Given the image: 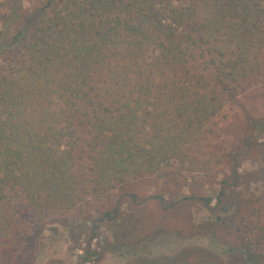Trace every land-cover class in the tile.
<instances>
[{"label": "trees", "instance_id": "trees-1", "mask_svg": "<svg viewBox=\"0 0 264 264\" xmlns=\"http://www.w3.org/2000/svg\"><path fill=\"white\" fill-rule=\"evenodd\" d=\"M262 85L264 0H3L0 264L89 195L186 164L206 124ZM230 200V252L264 264V197Z\"/></svg>", "mask_w": 264, "mask_h": 264}, {"label": "rangeland", "instance_id": "rangeland-1", "mask_svg": "<svg viewBox=\"0 0 264 264\" xmlns=\"http://www.w3.org/2000/svg\"><path fill=\"white\" fill-rule=\"evenodd\" d=\"M252 122L264 124V85L206 124L186 164L89 195L52 225L14 238L7 264H244L230 252L236 243L230 218L238 211H230V197L263 204L264 133ZM223 180L227 196L219 203Z\"/></svg>", "mask_w": 264, "mask_h": 264}]
</instances>
